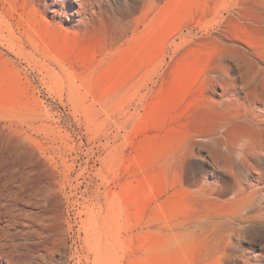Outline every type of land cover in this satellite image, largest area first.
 <instances>
[{
    "label": "rangeland",
    "instance_id": "374dc122",
    "mask_svg": "<svg viewBox=\"0 0 264 264\" xmlns=\"http://www.w3.org/2000/svg\"><path fill=\"white\" fill-rule=\"evenodd\" d=\"M263 30L264 0H0V169L39 171L1 225L33 264H264L205 149Z\"/></svg>",
    "mask_w": 264,
    "mask_h": 264
},
{
    "label": "bare ground",
    "instance_id": "6f19581e",
    "mask_svg": "<svg viewBox=\"0 0 264 264\" xmlns=\"http://www.w3.org/2000/svg\"><path fill=\"white\" fill-rule=\"evenodd\" d=\"M227 45H230V42ZM248 51L251 53V56L248 54V59L253 69L246 74L242 84L233 83L235 87L243 86L246 90L243 97L246 103L245 111L239 116L225 119L220 125L219 135L205 145L212 160L225 168H231L235 187L233 200L237 203L235 218L239 229L256 218L264 219V56L258 54L259 51ZM235 56L238 59V55ZM237 66L240 68V64ZM38 175L39 171L34 170L9 174L0 169V200L3 206L2 211L0 210V264H33L32 257L13 240L10 229L3 228L1 224L3 221H15L9 209L16 194L10 190V186L22 187L28 182L37 181ZM38 203H41V200ZM28 227L29 234L36 233L32 225Z\"/></svg>",
    "mask_w": 264,
    "mask_h": 264
}]
</instances>
